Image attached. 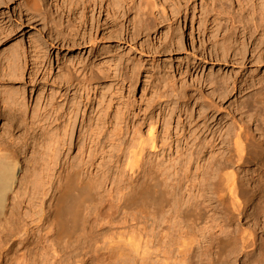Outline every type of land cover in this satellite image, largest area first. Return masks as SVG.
Masks as SVG:
<instances>
[{
	"label": "bare ground",
	"instance_id": "bare-ground-1",
	"mask_svg": "<svg viewBox=\"0 0 264 264\" xmlns=\"http://www.w3.org/2000/svg\"><path fill=\"white\" fill-rule=\"evenodd\" d=\"M47 1L20 0V7L38 17L44 23L42 33L50 35L47 58L50 71L53 69L51 50L57 51V62H62L59 54L64 49L81 53L90 48V53L87 64L83 65L82 71L86 73L82 79L74 75L75 71L68 64L58 65L57 78L50 79L53 72L48 75L50 78H44V89H53V94L44 107L45 112L39 116L42 117L40 123L33 121L37 114L32 121L25 118L27 104L18 94L19 90L1 92L0 120L7 124L0 135L1 226L2 217L6 218V228L0 227L4 229L0 230V247L10 242L29 241L31 226L28 221H31V225L45 227V243H55L54 247L67 252L70 250L65 259L62 256L52 260L43 257L44 264H82L85 257L75 254L76 250L88 248L93 255L87 264H195L196 259L199 264H222L225 258H231L228 261L235 264L242 258L244 263L255 264L256 257L264 259V202L257 203L245 191L254 181L247 168L264 160V0H253L241 11L236 9L235 0H212L206 8L207 17L217 21L220 34H215L217 36L206 48L204 45L199 60L201 70H204L202 63H207L204 57L208 53L209 60L223 62L226 69L229 65L235 66L233 77L221 68L218 73L213 71L204 76V72H200L202 75L197 76L193 84L184 80L185 83L175 89L174 72L165 74L164 82L174 87L171 92L175 95L174 100L160 105L166 103L172 114L178 112L182 116L186 113L190 119L197 107L199 118L204 120L203 139L194 133L192 140L186 143L190 148L187 147L185 153L184 146L178 148L177 163L171 168H165L155 157L158 149H171L174 143L170 137L164 141L159 139L157 121L150 125L147 136L140 128L133 129L131 139L125 140L123 118L115 113L111 123L108 121L109 132L103 129L107 126L103 119L106 115L99 116L96 126L83 125L77 144L73 143V135L79 115L84 111L80 106L84 101L92 104L91 94L96 95V90L103 86L100 85L112 79L109 63L115 59L121 63L125 58L117 50L123 45L129 46L130 51L140 50L149 59L148 66L142 61L135 64L130 59L125 60L126 71H118L115 76L123 85L130 83L135 88L144 73L153 78L154 71L159 70L155 66L161 56L165 59V68L170 65L168 68L173 69L175 65L178 70L183 69V75L192 76V67L196 69L198 58L174 56L175 51L184 49L183 36L177 40V32L181 34L184 29L182 21L184 25L187 23L188 6L180 5L183 14L179 7L177 13H171L172 18L167 12L169 0H140L139 5L135 0H65L68 14H58L46 6L49 5ZM191 1L187 0L186 5ZM84 3L92 9L97 8L98 16L87 20L82 13L73 19ZM13 16H9L11 20ZM19 24L18 27L23 28L21 22ZM163 30L165 39L158 46L151 37L160 35ZM240 33L246 36L248 45L241 36L239 38ZM178 41L183 44L179 45ZM13 52L4 58L10 73L15 71L11 67L21 60V51ZM80 71L77 74H81ZM72 92L74 99L69 101ZM55 98L56 102L59 99L67 101V107L70 104L67 111L62 109L65 103H61L62 108L60 104L57 106L59 114L55 121L65 120L56 127L52 125L49 109ZM228 102L233 113L222 111L223 104ZM251 102L256 104L254 108ZM63 110L65 112L61 113ZM236 114L240 121L235 120ZM38 129L40 137L35 134L31 137ZM31 138L33 144L29 143ZM72 147L78 148V153L75 158L66 156L65 161L63 157L69 155ZM29 149H32L27 162L30 169L23 178L20 155ZM209 150L210 158L205 160ZM96 159L101 160L100 167L107 165V169L95 176L88 170ZM196 165V172H193ZM108 183L112 187L105 188V195L96 191L104 190ZM259 183L262 184L255 186L253 197L264 191V180ZM26 207L30 211L24 214ZM232 234L239 237L237 243L233 242L236 236ZM102 241H105L104 246H98ZM31 261V258L25 259L26 264Z\"/></svg>",
	"mask_w": 264,
	"mask_h": 264
},
{
	"label": "rangeland",
	"instance_id": "rangeland-1",
	"mask_svg": "<svg viewBox=\"0 0 264 264\" xmlns=\"http://www.w3.org/2000/svg\"><path fill=\"white\" fill-rule=\"evenodd\" d=\"M6 1L7 2L12 1V3H10V4L8 3L9 5H7L6 2L4 3V2H2V0H0V2H2V4H0V61L2 62V63L0 62V66L4 67L3 69H1V67H0V70L2 71V72L0 71V74L1 75L3 74L2 75L3 77L7 76L5 78L0 76V97L3 96L1 93L2 90H3V92L7 89L10 91L15 90V92L19 90L18 94L20 93L19 95L25 99L24 104L25 103L27 104V105L25 104L27 108L24 107V109L25 108L27 109V110L25 109V111H26V117L25 118L27 120L32 121V117L34 116V114H37V116H35L33 118V121L36 123H38V122L40 123L42 117L39 118V116H42L43 113L45 112V108L49 102V97L51 95L50 98H52V94H53V89H50L49 87H47V88L45 87L46 90L44 89V86H43L44 85L43 84L44 78L45 79H46V77L50 78V76H51L50 79L57 78L58 74L60 73V69H58V65H67L68 64V66L71 67V70L73 72L75 71L74 75H77V77H81V79H82L85 76L84 73H86V71L84 72V71H82V69H84V66L88 62L90 48H85L84 50H82L81 53L78 50H74L73 52H71V51H66L64 49L59 54L62 62H57V59H56L57 51L51 50L52 51V57H53V69L51 68L52 70L50 71L49 64H47V58L49 55V50H50L49 44L51 43V41H48L49 36H50V35H48L49 33H42V29L44 28L43 27L44 23L42 21H40V19H38V17L36 18L35 16H33V14H31L25 10H22L20 7L21 6L20 0H9V1L6 0ZM172 1L174 2V4L172 3ZM172 1H170V0L168 1V5L170 6V8H169V6L167 7L168 9H170L167 12H168L169 16L172 18H173L172 14H174L173 11H175V13H177L178 8L180 7L179 10H182V11H180L181 15H182L183 14V8L188 6L187 10L189 12H188L187 23L184 25V21H182V26H184L183 31H181L182 29H179L178 27H176V28H178V30L181 31V34L179 33V31L177 32L178 33L177 34V40H179L182 36H183L182 39H184V40H182L184 42V44H183V42H179V41H178V43H179V45L183 44L184 46L182 45V48H184V49L181 48L182 49V50L180 49L181 51H178V52L175 51L174 56L178 55V56H188L190 58H198L197 62H199V63H198V66L196 67V69H194L192 67V76L191 75L190 76L183 75V69L178 70L177 68H175V65L173 66V69L168 68L170 65L167 68H165V66H164L165 59H163L164 57L161 56V59H158V63H156L157 65L155 66L156 68L158 67L159 70L156 69L154 71V73H153L154 77L153 78L147 77V75H145V73H144L143 76H140V81L135 88L130 86V83H125V85H123L122 81H120L119 79L116 80L117 78H115V76H116L118 71L119 72H123V71L125 72L126 71L125 66H124L125 60L130 59L135 64L137 62L141 63V61H142V63H145L144 64L145 66H148L149 59H148V56H146V54H142L140 52V50L139 51H136V50L130 51L129 46H127V45H123L122 47H119L120 50L118 48L117 49L118 52L121 55H123L125 58L123 59V61L121 63H120V61H118V59H115V60H113V62L111 61V63H109L112 79L105 84H101L100 86H102V85L103 86L101 89L96 90V95L91 94L92 100H93L92 104H90V103L87 104L88 102L84 101L83 102L84 104H82L80 106V109L84 110L85 112L82 111V115H79V119L77 121V125H76L75 130H74L73 143L77 144L78 137L80 135V131H81L83 125L89 126V125L95 124L94 126H96L97 119L99 118V116H106L107 115V117L103 118L104 121L105 120L107 121V124H104L105 126L106 125L107 126L104 127L103 129H105L107 132H109L108 129H110L111 125H109L108 123L109 122L111 123L112 118L115 115V113L119 114V116L121 114L120 117L123 118V120H124V121L122 120L121 122H122V127L124 128V131H125V136H126V138L124 136L125 140L131 139L130 135L133 134V132H132L133 129L135 130V129L140 128L139 130L141 131V133L142 134L144 133L143 135L147 136L150 132V129H151L150 125H154L156 123V121L158 122L156 133H157V135H159V139L161 138L160 140L164 141L165 138L170 137V140L172 139L171 141L174 142L172 144L171 149L170 148H164V150L161 151V148H160L157 150L158 154L155 157H157V161H159L160 163L162 162L161 164H163V166H165V168H169V167L171 168L174 163H177V161H176L178 159L177 156H179L177 154L178 148L180 150V147L182 149L184 146V148H183L184 153L186 152L187 147L190 148V145L186 146V143L190 142L192 140L194 133H195V135L200 134L199 136L203 139V136H202L203 133L201 132V128L203 127L204 120L203 119L201 120L199 118L200 112H199V109L197 107H195V109H194L193 118L190 119V118H188V114H186V113H183L182 116H181V113L179 114L178 112L175 114H172L171 107L168 108L166 103L163 104V106H161L160 103L164 102V101L174 100L173 98H174L175 93L174 92L172 93L171 91L173 90L174 87H175V89H178V87H181L182 83H185L184 80H186L188 84H191V83L193 84V82H194L193 80L197 76L198 77H199V75L201 76L203 72H204L203 73V76H204V75H207L213 71H214V73H218L220 68H221V70L226 69L223 62H215V61L212 62L211 59L209 60L208 53L206 54V57H204L205 60H207V63H202V68L204 67L203 71L201 70V66H200L201 61H199L200 58H202L204 45L206 48L207 44H209L211 41H213L215 39L214 38L215 34H218V35L220 34V32L218 30L219 27H218L217 21L214 18H208L207 14H206V8H208V4L210 6V4L212 3V0H194V1L192 0L191 3L188 5H186L187 0H172ZM194 2H196V3H194ZM253 2H254L253 0H245V1L242 0L238 3V0H235V6L237 7L236 8L237 10H240V9L242 10V8L245 9V6L248 8V4L249 3L252 4ZM46 3H49V5H46V6H48L49 9H52V11H54V13L68 14L67 3H65V0H48ZM135 3L137 5H139L140 0H138V1L135 0ZM18 4H19V6H18ZM85 4L86 3H84L82 7H78V8H80V9H78L79 14L77 13L78 16L73 17V19H76L77 17L79 18L80 16H82L81 15L82 13H85V19H87V20H90L93 15L95 17L98 16L97 13H99L98 12L99 10L97 8L96 9L94 8L96 10L95 11L94 9H92V7L89 6V4H86V5ZM180 5L183 6V8ZM171 6H173V7H171ZM174 8H176V9H174ZM81 9L85 10V11L82 12ZM19 10H21V13ZM92 10H93V13H92ZM176 10H177V12H176ZM8 15L9 16L14 15L13 19L11 20V18ZM246 15H248V14H246ZM133 17L134 16L132 15L131 18H133ZM214 20H215V22H214ZM18 22L19 23L21 22V25H23V28L18 27V24H19ZM78 24H79V21H78ZM41 27H43V28H41ZM164 32H165V30H163V33L161 32V34H160L161 36L159 34H155L154 36L152 35L151 40H153L154 44H157L158 46H160L161 42L165 39L166 32L165 33ZM240 36L242 38H240ZM159 38H161V39L163 38V39L159 40ZM239 38L243 39L244 42L246 41L245 43H246V45H248V40L245 39L246 36L244 38V35H242L240 33ZM46 40L49 43H45ZM180 43H182V44H180ZM193 44L195 47H193ZM137 48L140 49L139 46ZM13 50L19 51V52L21 51L20 52L21 53V60L18 62L17 66L11 67L12 70L15 69V71L21 70L20 72H15V71L12 72L11 71L12 75L13 76L15 75L14 78H13V76L9 77V74H11L9 71L11 69H6V66H5L6 65L5 59H7V57H10L11 56L10 54H12V53L14 54ZM24 52H25V54H24ZM22 55L23 56L26 55L25 59H24V57L22 58ZM239 55L241 56L240 53H239ZM22 59H24V61ZM26 59L28 62L26 61ZM26 62H27V69H25L26 67L24 66V63L26 64ZM21 63H23V64L21 65ZM19 64L21 67H19ZM16 67H17V69H16ZM176 67H177V65H176ZM198 67H200V69H198ZM234 67L235 66H233V68H232V65H229V67L225 70L228 74L230 72L232 77L235 74V72H233L235 69ZM21 68L24 70H22ZM74 69H76L77 72ZM184 69H186V68H184ZM3 70H5L6 72ZM78 70L79 71L81 70L80 71L81 74H77ZM14 72L17 75H19L18 78L16 77V74H14ZM167 72H171V73L174 72V74L176 76V78L174 80L176 82L173 81V83H176V85L173 88H172V86H168L169 84H166V82H164V77H166L168 75ZM200 72H202V73H200ZM6 73H8V74L6 75ZM46 74H47V76H46ZM165 74H167V75H165ZM48 75H50V76H48ZM9 78H11V79H9ZM172 84H170V85H172ZM9 88H11L12 90ZM83 93H84V91H83ZM73 95H74V92H72L69 101H72V99H74ZM162 96H164V97H162ZM97 98H100L101 101L103 102V104H100L101 101H99V99H97ZM232 99L234 100V98H232ZM55 100H56V98L54 99V101L52 103V107L49 108V109H51L50 110L51 121H52V125L53 124L55 125V126L53 125L54 127L61 124V122H63L65 120V118H63L62 120L60 119L59 122L57 121L58 123L55 121V119L58 117L57 115L59 114V113H57L56 108L58 109V107L63 102V99H61V100L59 99L57 101L58 103ZM85 100H87V99L85 98ZM63 103H65V105L62 108ZM63 103L60 107L62 109H64L65 111H67L70 104L67 107L68 102L64 101ZM99 104H100V106H99ZM254 105H256V104L251 102V106L253 108L255 107ZM64 110L61 113H64L65 112ZM227 110H228V112L231 111V113H233V111L231 109L230 102L225 103L222 106L223 112H227ZM55 113H57V114H55ZM262 113H264V110L262 111ZM52 115H53V117H52ZM232 115H234V114H232ZM111 116H112V118H111ZM37 118H38V120H37ZM39 119H40V121H39ZM90 120H91V122H90ZM235 120L240 121V116L238 114L235 115ZM5 124H7V121L0 120V135L3 132L2 129L4 128ZM104 125L102 124L101 126L103 127ZM131 132H132V134H130ZM40 133H41V131L38 129V131L33 133L31 135V137L32 136L34 137L36 135L38 138V137H40ZM164 133L165 134L167 133V134L165 135ZM19 135H20V133L16 134V137H18ZM183 135H185V137H186L185 139L183 138L184 137ZM187 138H188V140L185 141ZM32 140L33 139L31 138L29 141L30 144H33ZM77 151H78V148L72 147V149L69 151V155L65 154V157H63V159L65 158L64 160L66 161V156L75 158V156L78 153ZM210 153H211L210 150L205 153V160L210 158ZM21 154L22 155H20V159L23 162V167H24L23 171H22L23 174H21V175L24 178L27 175L26 173H28L27 171H29V169H30L29 168L30 164H28L27 162L29 161V159L32 156V149L31 150L29 149L26 154L23 152ZM73 158H71V159H73ZM106 159L108 160V158H106ZM64 160L62 161L63 163L65 162ZM174 161H176V162H174ZM100 163H101V160L96 159L94 165L92 167H90L88 172L89 173L92 172L96 176V174H101L104 171H106L107 165L100 167ZM261 163L264 164V160ZM261 163L259 165L250 164V166L247 168L249 171V174L251 171V174H250L251 180H254V181H251V183L249 184V188H248V186L245 187V191H247V195H249L251 198H253V200L257 201V203L260 201L259 202L260 204L262 202H264V200L261 199V198L264 199V191L263 192L259 191V193L257 192V194L254 197L252 195L254 193V190L256 189L255 186L257 184L258 185L262 184L259 182L264 180V169L260 168V167H263L264 165H261ZM196 168H197V165L193 168V172H196ZM254 173H256V174H254ZM85 176L87 177L88 175H85ZM106 186L104 187V190L99 188L96 191H98L99 193L101 192L103 195H105L104 194L105 188L108 189V188L112 187V185H109V183H108ZM47 205H49V204L47 203ZM29 211H30V209L28 207L23 209L24 214L29 212ZM206 212H208V210ZM206 215H211V214L206 213ZM5 219L6 218L2 217V220H3V221L1 220L2 226L0 225V227H2V228H6V224H5L6 222L4 223ZM8 219H9V216H8ZM28 224L31 226L30 240L23 242V243L20 241L19 242L17 241V242H10L11 244L9 243L6 245H4V244L1 245V247H0V264H26L25 259H27V258L28 259L31 258L32 259L31 262L35 261L37 264H44L45 262H44L43 257H46V258L52 260V259L60 258V256H62L65 259L69 255L68 252H70V250H68V252H67V251L61 250L60 248L57 249L56 247L53 246L55 243H48L47 244L44 242L43 238L47 236V232L45 231V227H43L42 224L39 225V227L35 224L31 225L32 224L31 221H28ZM7 227H8V224H7ZM2 228L0 229L1 231L4 230ZM88 232H90V231L87 230V233ZM232 235L236 236L235 239L233 240V242L237 243L239 237L236 234H232ZM48 236H50V235H48ZM104 242L105 241L99 242L98 246H100V247L104 246L103 245ZM75 246H76V244H75ZM56 249H57V252H56ZM103 252L104 251H102V253ZM57 254H59V255H57ZM75 254H81V256H82L81 258L85 257L82 259V261L84 260L83 262L85 264H87L86 261L93 255V251H92V249H89V248L82 250V251L80 249H77ZM256 258L257 259L255 260V264H264L263 258H258V257H256ZM228 260L231 261L232 259L231 258L230 259L225 258L222 264H224V263L225 264H235L233 262L232 263L229 262ZM31 262H28V263L30 264ZM89 262H91V260H89ZM194 262H195V264H199V260L197 261V259ZM84 263H82V264H84ZM237 264H251V263H249V262L244 263V258H242V260L240 259V261Z\"/></svg>",
	"mask_w": 264,
	"mask_h": 264
}]
</instances>
